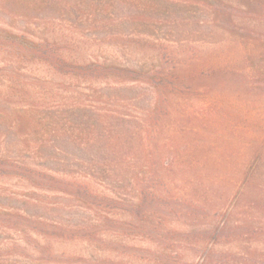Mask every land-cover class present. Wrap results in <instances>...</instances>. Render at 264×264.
<instances>
[{
  "label": "rangeland",
  "instance_id": "374dc122",
  "mask_svg": "<svg viewBox=\"0 0 264 264\" xmlns=\"http://www.w3.org/2000/svg\"><path fill=\"white\" fill-rule=\"evenodd\" d=\"M20 34L58 50L64 66L14 56ZM76 65L105 76L77 77ZM107 81L133 116L125 129L145 137L157 117L177 160L152 165L138 151L136 162L94 171L97 146L131 153L142 142L85 140L69 110L44 158L22 156L63 185L0 174V264H264V217L238 209L224 223L256 163L252 177L264 182V0H0V154L17 155L16 115L44 117ZM77 182L96 199L71 196Z\"/></svg>",
  "mask_w": 264,
  "mask_h": 264
},
{
  "label": "trees",
  "instance_id": "16d2710c",
  "mask_svg": "<svg viewBox=\"0 0 264 264\" xmlns=\"http://www.w3.org/2000/svg\"><path fill=\"white\" fill-rule=\"evenodd\" d=\"M35 43L36 41L29 39L25 34H20L19 38L13 42L9 48L13 51L14 56H18L22 60L30 59L33 58V56L39 55L44 57L48 62H50V64L54 65V67L58 66L60 68V66H64L65 60L58 50L52 47H47L44 43ZM74 71L77 77L88 75L92 77L94 75V77L103 78L105 76L103 75L104 69L100 66L88 68L85 65H76ZM118 73L119 72L112 74ZM108 74L111 75L110 72ZM159 74H161V72ZM111 84L112 83L107 81L105 86H98V84L96 86L90 85L88 88H83V91H75L73 93L72 103L68 104L66 102L67 98H65V100L57 107H54L53 109L50 108L47 112H45L43 115L44 117L40 116L41 118L37 117V114L23 116L16 115V117L12 120V123L17 125V128L20 129V131L17 132L20 138L15 151L17 155L15 154L16 156L14 158H10L2 155V153L0 154V174H11L10 172H5V169L9 167L13 169V173L15 175L26 179V181L36 187L38 186L42 188V185H44L43 187L48 188L51 184L55 186L58 182L63 185L65 180L51 174L49 172L50 168L47 165L36 163L32 158L27 160L26 157L22 156H24L23 151L26 152L29 150L33 152V158L36 160L37 158H44L43 151H45V149L48 151V149L51 148V146L45 142L48 140L47 136L51 135L52 137H55V139H58L64 131H67V129H65V125H61V122L65 121V119L68 120L69 110L72 111L73 117L71 118L74 119L75 126L77 125L80 127L83 123L87 127L88 130L79 128L80 133H78V131L76 132V136H79V134L84 135L83 139L85 140L90 141L92 139L95 141L106 140L109 142H120L121 140L128 139L130 137L132 139H140L142 142L141 147H133L131 149V153L127 147L123 148L122 146L116 144L104 145L102 148L97 146L94 148V153H91V157H89L88 160V164L94 171L99 170L102 164H106L110 167H123V161L125 159L134 160L136 162L140 159V156L137 157L138 151H142L144 153L145 157H143V161L154 160L153 162L151 161L153 163L152 165L161 163L162 166H168L174 160H177V157H175L174 154H172L171 157L169 155L167 156V151H171L175 147L173 148V145L171 143H167L166 141L163 143L157 127L161 124L159 122L160 120H157V117H155V121L153 123L152 114L150 115L151 123H153L152 133H149L147 136L143 137L142 132L136 128L125 129L126 124L131 125L133 116L119 111L116 107V100L118 101L120 98L115 97L110 94V92L108 93L107 90H112L114 87V85ZM3 102L7 103L8 100ZM64 114H67V116H64ZM82 117L85 118V121L82 120ZM148 121L150 122V120ZM81 131H83V133ZM173 138V136L170 137V140ZM82 149L85 150V147H82ZM57 150L61 151L60 147H58ZM157 159L160 161L158 162ZM166 159H168V161L165 165L164 163ZM60 160L62 161L63 159L60 158ZM256 164H254L247 177L244 178V181H241L242 183L240 182L241 185L238 186L237 193L231 203L230 211L227 213L224 223H228L227 221L230 219V215L236 212V210L238 211V209L252 211L254 220L259 217H264V182L258 176L252 177V172L257 167ZM258 169L259 166L257 167V170ZM57 172L59 173V171ZM152 173L154 175L150 178V181H152L153 184L159 183L160 175H157L156 170L152 171ZM47 183L50 185H47ZM72 184L70 186L71 188L73 186V190L68 192L71 196L84 193L83 195L85 197L92 196V199H96L97 195H94L93 193L91 195L89 189L83 186L80 182H77L75 185ZM144 186L145 187L142 190L140 189V193L142 195L147 189V186ZM31 199L32 198L29 197V201L26 202H33L34 200ZM22 212L25 213V216L27 215L31 218L35 217L26 209H23ZM25 216L22 218L25 219ZM54 222L57 226L58 224L63 226V223L59 220ZM19 223L23 226L26 225V223L24 224L22 221H19Z\"/></svg>",
  "mask_w": 264,
  "mask_h": 264
}]
</instances>
